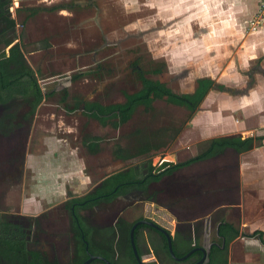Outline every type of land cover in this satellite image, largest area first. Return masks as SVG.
<instances>
[{
  "label": "rangeland",
  "instance_id": "374dc122",
  "mask_svg": "<svg viewBox=\"0 0 264 264\" xmlns=\"http://www.w3.org/2000/svg\"><path fill=\"white\" fill-rule=\"evenodd\" d=\"M69 1L71 0H17L18 7L21 9L19 12L15 11L16 13L14 12L12 17L16 24L19 25L18 30L22 36V41L26 40L27 37H30L34 41V44L30 42L26 45L27 48L24 49L25 60L30 68L39 71L37 77L42 93L45 94L50 90L53 91L52 97L49 99H42L40 112L35 116L37 126L34 128L35 136L32 140L30 153L32 156L36 155L35 160H37V165L42 172H44V170L48 171L49 167H51L54 176L52 175V179H46L45 177L47 175L43 176L42 174H38L37 178L32 179L31 181H26L24 184V190L21 189L20 192L17 191V187H14V189L6 187L7 190L4 191L6 196L2 202H0V211H10L14 206L20 203L21 192L25 195L30 194L28 196L35 197L36 200L43 199V205L37 207L38 210L42 208L45 209L44 211H46L48 215L50 214L49 221H52V226L56 229V237L53 239L56 243H54L53 246L55 245L56 249L60 251V257L63 262L68 261L71 252V246L69 245V232L67 230V214L69 210L65 207L66 203L68 204L69 202L68 195L72 196V198L83 197L86 193L90 192L91 188L86 193L80 195H74L69 189H67L63 195L51 196V194L47 195L43 187H45L44 185L46 184L48 185L49 182H51L50 184L55 183V168L58 169L64 167L63 164L61 165V163H63L61 157L65 154H63L65 150L63 147L65 145L67 147H72L73 144L76 145V152L78 153L80 160L79 165L84 168V171L87 174L96 177L92 178V184L96 185L99 182L98 180L101 178V173H96L94 171L98 165L100 166L106 162L108 163L110 160V143H108V146L106 144L103 146V150L99 155H91L87 153L85 147L81 145L80 141L85 137L100 135L103 137V140L109 142V139H112V136L114 135V131L110 129V127L103 128L96 120L88 118L85 115L84 104L82 103L96 102L101 105L121 103L124 100L123 92L131 94L140 88L137 82L133 87L124 88L121 84L128 81L127 72H122L120 69H117L127 58L131 57V53L135 54L136 52L131 50L133 52L122 54L121 58L120 56H116L115 59L114 57L109 59L107 57L105 60H102L99 52L94 54V49L97 48L101 42L100 36L97 31H87V27L90 26V24H80L81 19L85 15L84 10L77 8L72 9L71 11H65L62 9L63 7L61 5H69ZM100 1L104 7L103 12H105V14L120 18V24L112 28L115 30L111 29L110 34L107 35L110 42L116 38L124 36L123 31L118 29L120 27H126L125 30L128 35L143 33L150 28H154L152 30L157 29L153 33L159 32V28H161L163 24V18L167 19L166 16L170 15L167 14L168 11L163 12L164 10H160L161 13L159 12L158 14L157 10L153 8L162 7L159 0ZM56 5L60 6L55 7ZM25 8H37L39 9V13L34 18L23 22L25 18L23 10ZM70 12H72V16L69 15L71 14ZM253 16L254 15H252L251 19ZM250 20L248 24L250 23ZM101 22H103L101 24H104V21ZM192 26L196 27L194 24L187 25L189 30H182L183 33H179L174 29L163 35L157 33L152 35L150 33L143 36L140 40L128 39L123 47L128 50L127 47L129 46L133 47V45H139L142 43L143 47V44H145L146 49L148 50L147 54L152 57L154 61L159 60L166 62L164 59L167 60V57H162L160 50L168 45L173 46V44L188 39L190 37V34L188 33ZM187 27L186 29H188ZM248 28L247 31L250 32ZM113 31H115V35ZM189 46L190 45H188V47ZM117 48V46L105 48V56H108L109 54L112 55L117 51ZM142 50L143 53H145L144 48ZM30 52L37 53L29 56L28 53ZM38 66H40V69H38ZM45 68L46 71H42V69ZM112 68L116 69L112 71ZM125 70H128V68ZM86 72H89V75H84L73 80V77L76 75L84 74ZM200 74L203 76L208 75V70L206 69V71H202ZM217 75L218 72L213 76L214 80ZM193 77V75L190 77L192 83L194 81ZM147 78L153 80L157 79L156 76L151 74H148ZM167 79L169 81V83L167 81L168 87L173 92L180 93L182 89L180 88L179 83L177 81H171L173 76L167 75ZM186 87H188L187 84ZM62 90H66L67 93L72 96V100L60 104L59 101L62 97ZM229 96L230 95L213 92L208 95V99L204 102L201 108L193 114L188 113L183 108H176L159 100L152 105L153 109L149 112H145L142 107H138L131 120L120 126V136L115 143L126 148L131 154L138 155V153L144 149V147H142L144 146V143L149 146L155 140L154 139L153 142L151 141L153 137H159L161 135V132L159 131L161 129L160 127H162V129H165L164 131H166V134L163 133L162 135L163 143L166 145L168 144V147L160 149V151L151 158V165L153 167H158L162 162L170 161L169 155H173L172 159L174 161H182L195 156L199 152V147L197 145L196 148L188 145V143L192 144L195 141L202 139L204 134L199 132L200 127L198 130L195 126L192 127L191 123L194 120L193 123L200 124L199 126L205 124H212V126L215 125L217 127L216 132L210 133L209 135L211 136H215L216 134H240L241 137H247L248 135H264V117L254 115L246 118L235 115L236 113L234 114V117H232L230 113V104L232 101ZM79 104L80 108H78ZM233 122L237 123L235 124L236 128H227V124L230 123L232 127ZM185 127L186 129H184ZM151 132H154V134L151 135ZM30 137L31 135H29V138ZM68 140L71 141V144ZM48 150H50L51 155H53L49 164H47V159L43 160L40 158V155H44ZM176 152L180 153V155ZM57 154L62 155L56 159ZM145 157L146 156L143 155L131 159L128 162L116 164L115 167L112 166L110 170L125 169L126 167L144 162L147 160ZM40 161L42 163H39ZM216 161H218V159L215 160V162ZM107 172L108 171H106L104 175L108 174ZM216 177H218V175H216ZM57 179L60 183L61 178L58 176ZM37 184L38 186L40 185V188ZM33 185H36L35 189L33 188ZM33 193L35 195L37 194V196H32ZM145 203L146 202L135 203L126 207L125 212L120 218L129 222L135 217H138L139 214H142L144 219H147V217H153L154 222L160 224L156 221L159 220L156 215L154 216L151 212H145ZM119 206L121 207V205H118V207ZM22 207L23 206H21V208ZM37 207L31 206L29 210L32 212L36 210ZM36 212L37 211L34 213ZM79 213L83 216L87 214V212H83L82 210H80ZM89 214L94 216L96 213L91 210L89 211ZM205 226L207 227L206 224ZM211 230L212 235L214 236V229L211 228ZM203 241L200 243L201 246H203V243L207 246L205 237ZM256 248L263 249L264 247L260 245V247L256 246L255 249ZM62 249L65 251H62ZM235 251L234 257L238 259L240 256L238 255L239 249H236ZM147 257V255L144 256V258Z\"/></svg>",
  "mask_w": 264,
  "mask_h": 264
},
{
  "label": "crops",
  "instance_id": "0c3cea01",
  "mask_svg": "<svg viewBox=\"0 0 264 264\" xmlns=\"http://www.w3.org/2000/svg\"><path fill=\"white\" fill-rule=\"evenodd\" d=\"M159 1L160 5H162L161 8L152 7L158 13L160 10H164L163 12L168 11L167 14L170 15L166 16L167 19L162 16L164 19L163 24L159 28L160 31L155 33L163 35L174 29L179 33H183L182 30H189L187 25L194 24L196 27L192 26L190 28L188 33L190 37L185 39L186 41L183 40L173 44V46L168 45L164 49L162 48L160 50L161 56L167 57V60L164 59L166 62L162 61V66L165 70H163L162 66L154 67L149 74L156 76L158 79V76L155 75V70L160 69L166 79L167 75L173 76L171 81L179 83L182 89L180 94L192 93L196 82L200 79L211 80V89L203 102L191 114L198 111L208 99V95L215 92L217 94L230 95L229 97L232 101L230 113L232 117H234L235 113V115L246 118L254 115L264 117V24L256 32L247 31L248 22L252 15L257 12L261 0ZM11 14L14 15V12ZM188 45L190 46L188 47ZM206 69L208 70V75H201L200 72L206 71ZM217 72L218 75L214 80L213 76ZM191 75L194 76L193 83L190 81ZM186 84L188 87H186ZM229 91L230 93H228ZM171 106L179 108L174 105ZM194 121L191 123L192 127L195 126L197 130L200 127L199 132L204 134L202 139L192 144L188 143L190 147L196 148V145L202 141L212 138L236 135L216 134L211 136L209 135L210 133L216 132L217 127L215 125L205 124L199 126L200 124H195L193 123ZM235 124L237 123L233 122L231 127L229 123L227 128H236ZM160 128L159 132H161V135L153 137L151 141L155 140L149 146L145 143L142 146L146 149L144 155L147 158L145 159H148L153 153L159 152L160 149L168 147V144L163 143L162 139V135L166 131L162 127ZM112 130L114 135L112 139H109V142L103 140L100 135L94 136L100 139L97 143L98 151L94 155H99L103 150V146L105 144L108 146V143H110V160L108 163L98 165L94 171L101 173V178H99V182L96 185L106 177L122 170H110L112 166L115 167L116 164L124 162L113 155L114 149L117 146L121 147V145L115 143L120 136L119 128ZM188 130L191 131L190 129ZM153 134L154 132H151V135ZM247 137L255 136L248 135ZM241 138L246 137L243 136ZM82 146L85 147L88 154H91L88 151L90 144ZM63 149H65L63 152L65 154H57L56 159L62 155L63 163L61 165L63 164L64 167L55 168L54 184L49 182L48 185H44L45 187L43 188L47 195H63L67 189L74 195H80L86 193L90 188H94L96 185L92 184V178L96 177L87 174L84 168L79 165L80 160L76 152V145L73 144L72 147L65 145ZM50 152L48 150L44 155H40L41 159L48 160L47 164L52 160L53 155ZM178 154L180 155V153ZM172 156L169 155L170 161L165 162L176 164L194 157L192 156L182 161H174ZM35 159L36 155L26 161L25 177L28 176L31 179H35L38 174H42L43 176L47 175L46 179H52L54 173L52 174L51 167H49L48 171L44 170L42 172ZM217 159L218 161L215 162ZM39 163L42 162L40 161ZM106 171H108V174L104 175ZM58 176L61 178L60 183L57 179ZM38 187L40 188V185ZM33 188L35 189L36 185H33ZM142 191L147 196V199L150 197V200L142 201L146 202L144 205L145 212H151L154 216L156 215L159 218V220H156L160 223L158 225L168 230L172 239L178 236L180 240L190 241L192 246L201 247L208 251L212 244L211 228L214 229L216 235L221 220H232L239 226L240 236L229 244L228 264H264V248L255 249L256 246L260 247V245L264 247V144L262 147L253 148L241 154L227 148L215 157L192 163L169 176L163 177L158 182L149 184L147 189ZM34 195L33 193L32 196ZM151 197H154V200H151ZM31 198L32 202L36 201L35 197ZM198 210H204L205 214L201 220L202 232L196 233L194 226L191 227L193 224L189 223L188 220L190 219V214ZM147 219L154 222L153 217H147ZM187 225H190V228H187ZM178 227H186V230L180 231ZM181 232H186L190 235H181ZM204 237L207 246L205 243H203V246L200 244ZM236 249H239L238 255L240 256L238 259L234 257Z\"/></svg>",
  "mask_w": 264,
  "mask_h": 264
},
{
  "label": "flooded vegetation",
  "instance_id": "af4514ba",
  "mask_svg": "<svg viewBox=\"0 0 264 264\" xmlns=\"http://www.w3.org/2000/svg\"><path fill=\"white\" fill-rule=\"evenodd\" d=\"M69 2V5H61L63 7L62 9L65 11H71L72 9L77 8L84 10L85 15L81 19L80 24H90V26L87 27V31L98 32L101 42L98 47L94 49V54L99 52L102 60H105L107 57L108 59L112 57L115 59L116 56H120L121 58L122 54L128 52L131 53L133 51L136 52L135 54L131 53V57L127 58L124 63L117 68L122 72H127L128 81L121 84L124 88L133 87L136 82L141 87V76L147 78L152 68L161 67L163 65L162 61H154V59L147 54L148 50L146 49L145 44H143V47L142 43L139 45H133V47L129 46L127 47L128 50L123 47L127 43L128 39L140 40L143 36L153 33L157 29L152 30L154 28H150L143 33L128 35L125 30L126 27H120L118 29L123 31L124 36L116 38L110 42L107 35L110 34L112 28L120 24V18L114 17L110 14H105V12H103L104 7L100 0H71ZM10 4L8 5V8L4 7L3 0H0V53L3 52L6 55V59H9L11 56V49H18V53L16 55L18 57L17 59L10 61L4 60L1 63L2 73L5 74L6 82L0 89V202H2L6 196L4 192L7 190L6 187H10L11 189L17 187V191L20 192L21 189L24 190L25 182L32 180L31 177H25L24 171L26 169V161L32 157L30 148L32 140L35 136L34 128L37 126L35 116L40 112V106L42 103V101L37 103L38 94L35 86L32 85V79H35L37 88L42 93L37 77L39 71L29 67L24 54V49L27 48L26 45L30 42L34 44V41L30 37H27L26 40L22 41V36L18 30L19 25H17L16 22H14V24L10 22V20H14L11 14L12 12L9 9ZM58 6L60 5H56L55 7ZM20 9L21 8L17 9L16 12H19ZM38 10L39 9L37 8H25L23 10L25 13L23 22L34 18L39 13ZM70 13L71 14L69 15L72 16V12ZM101 21H104V24H101L103 23ZM114 32L115 31H113V33ZM110 46H117V51L112 55L109 54L108 56H105L106 53L104 50ZM143 48L145 53H143ZM35 53L37 52H30L28 55L30 56ZM26 67H29L32 70L33 77L24 76ZM126 68H128V70H125ZM162 68L165 70L163 66ZM38 69H40V66H38ZM115 69L116 68H112L111 70L114 71ZM42 71H46V68L42 69ZM25 80H29V84H25L27 91H25L23 87V82ZM124 93L125 92L122 94ZM228 93H230V91ZM61 94L62 97L59 101L60 104H64L67 101L72 100V96L67 93L66 90H62ZM52 96L53 91L51 90L43 94L44 99H49ZM84 103L85 102L82 104ZM78 108H80V104ZM29 135H31L30 138ZM68 141L71 143L70 140ZM137 191L142 190H135L128 194ZM20 195V203L14 206L10 211H0V264H26V259L30 260L31 258L30 256H26V253L31 252L37 253L42 259H45L48 264H72L75 259L74 250L76 237L78 235H80L82 241L85 243L86 259L83 263L87 261L90 256H93L99 257L100 259H93L89 264H107L104 260L110 264H129L128 244L125 238L127 227L125 226V221L120 219L121 215L125 212L126 207L123 201H119L120 197L126 195L117 197L111 203L98 204L90 209L82 210L83 212H87L84 216L80 215L78 212L80 220L77 217L78 215L74 212V207H71L69 203H66L65 207L69 210L67 214V230L70 238L69 245L71 246L70 257L67 262H63L61 260L60 251L56 249L55 245L53 246V244L56 243L53 241L56 237V229L53 228L52 221H49L50 214L48 215L46 211H44L45 209L41 208L38 210L39 205H43V199L32 202V198L28 196L30 194H26V196L21 192ZM68 197L70 199L72 196ZM147 200H150V197H148ZM118 205H121V207H118ZM21 206L23 207L21 208ZM31 206L38 207L36 210L31 212V210H29ZM91 210L96 213L94 216L89 214V211ZM35 211L37 212L34 213ZM65 212L67 213V211ZM204 214V210H198L190 214L188 222L193 224L191 227L194 226L196 233L202 232L201 220ZM187 226V228H190V225ZM138 227H136L134 233ZM145 227L150 228L148 226ZM131 228L129 229V233ZM180 228L181 227H178V230L180 231L186 230V227ZM149 233L150 231L148 229L142 230L141 237L139 236V232L136 233V236H134V239L136 240L134 241L138 244V247L135 245L136 250L144 253L149 249V239L151 237ZM180 234L190 235L186 232H181ZM129 245L132 252L131 244ZM89 247L92 251L89 250ZM62 251L65 250L62 249ZM146 255L148 256V259L144 258L145 254L140 256L143 264L155 260L151 253ZM207 255L205 258L206 262Z\"/></svg>",
  "mask_w": 264,
  "mask_h": 264
},
{
  "label": "trees",
  "instance_id": "16d2710c",
  "mask_svg": "<svg viewBox=\"0 0 264 264\" xmlns=\"http://www.w3.org/2000/svg\"><path fill=\"white\" fill-rule=\"evenodd\" d=\"M10 1L11 0H3L4 7L8 8ZM10 22L14 24L15 21L10 20ZM17 53V48L11 49V56L9 59H6V55L3 52L0 53V89L6 82L5 74L2 73L1 63L4 60L10 61L17 59ZM155 71V75L158 76L157 80H150L141 76L140 89L132 94L124 93V101L120 104L103 106L96 102L84 103L85 115L90 119L96 120L102 127L109 126L110 128L116 130L132 118V115L138 107H143L144 111L148 112L151 110L153 102L158 100L177 107H182L189 113H192L203 102L212 86V81L204 78L196 82L195 89L192 93H175L167 87V79L162 71L160 69ZM84 75H89V72L76 75L73 77V80ZM24 76L33 77V72L29 67H26ZM32 82V85L35 86L38 94L37 103L41 102L44 98L43 94L38 90L36 80L32 79ZM25 84H29V80H25L23 82V87L25 91H27ZM99 140L100 139L98 137H85L82 139V145L90 144L91 146L88 147V151L91 154H95L98 151L97 143ZM263 142L264 135L246 138H241L240 136L212 138L199 143L197 145L199 147V152L191 159L176 164L162 162L158 167H153L151 165V158L157 154V151L148 157L146 161L132 165L106 177L83 197H71L68 203L71 207H74V212L76 215H78L80 210L90 209L98 204L111 203L117 197L126 195L135 190H146L149 184L158 182L163 177L169 176L173 172L192 163L215 157L216 155L221 154L227 148L234 150L238 154H241L248 152L253 148L262 147L264 144ZM145 151L146 149H143L138 153V155H135L131 154L127 149L117 146L113 151V155L115 158H119L126 162L130 161L131 159L143 156ZM77 217L80 220L79 215ZM120 219L122 220L123 218ZM141 220H144L142 214H139V216L135 217L132 221L127 222L124 220L125 226L127 227L125 238L128 244L129 264H137L130 250L129 229L134 223ZM143 229H148L150 231L149 234L151 237L149 239V249L144 253L137 250L138 256L140 257L144 254L151 253L155 258L154 261L148 262L146 264H195L200 260L201 254L196 252L184 261L174 260L169 255L167 242L162 234L145 226H140L137 228L134 236H136V233L139 232V236L141 237ZM239 236V226L235 221L227 219L221 220L220 224L218 225V231L216 235L215 232L214 236L212 235V244L208 250L207 262L203 264H228L229 244ZM135 245L138 247L137 242H135ZM172 247L176 257H182L196 248V246H192L190 241L180 240L178 236H175L172 239ZM89 250L92 251L90 247ZM74 251L75 259L72 264L83 263V261L86 259V251L85 243L82 241L80 235L76 237ZM26 256L31 257L30 260L26 259V264H48L45 259H42L37 253H26Z\"/></svg>",
  "mask_w": 264,
  "mask_h": 264
},
{
  "label": "water",
  "instance_id": "95a60500",
  "mask_svg": "<svg viewBox=\"0 0 264 264\" xmlns=\"http://www.w3.org/2000/svg\"><path fill=\"white\" fill-rule=\"evenodd\" d=\"M82 108V106H81ZM236 137H239L240 135H235ZM147 199V196H145L144 192L142 191H137L131 194H128L126 196L120 197L119 201H123L125 207H128L130 205H133L134 203L137 202H142L145 201ZM151 200H154V197H151ZM140 225H145L148 226L152 229H154L155 231L159 232L160 234H162L164 236V238L166 239L167 242V249L169 252V255L171 256V258H173L176 261H184L186 259H188L193 253L195 252H200L201 253V259L196 262L195 264H203L207 255V250L204 248H195L193 250H191L190 252H188L186 255L182 256V257H176L173 251V247H172V236L170 235V233L168 232V230L160 227L159 225H157L155 222L150 221V220H141L136 222L129 233V240H130V244H131V248H132V252L133 255L135 257L136 263L137 264H143L141 261V258L138 256L137 250H136V246H135V242H134V230L136 229V227L140 226ZM87 249V246H86ZM100 259L99 257H93L90 256V258L85 261L82 264H89L93 259ZM103 260V259H102ZM104 262H106L107 264H110L109 262H107L106 260H104Z\"/></svg>",
  "mask_w": 264,
  "mask_h": 264
},
{
  "label": "built area",
  "instance_id": "2783aa9c",
  "mask_svg": "<svg viewBox=\"0 0 264 264\" xmlns=\"http://www.w3.org/2000/svg\"><path fill=\"white\" fill-rule=\"evenodd\" d=\"M18 8L17 0H11L10 11L13 13ZM264 24V0L259 3L257 12L254 14L253 18L248 24V29L250 32H256Z\"/></svg>",
  "mask_w": 264,
  "mask_h": 264
}]
</instances>
